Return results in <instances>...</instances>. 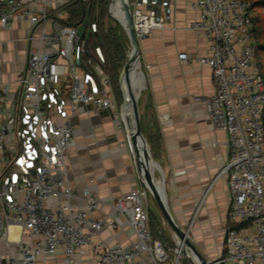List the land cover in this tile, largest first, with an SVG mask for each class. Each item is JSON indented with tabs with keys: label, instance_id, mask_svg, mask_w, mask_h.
Instances as JSON below:
<instances>
[{
	"label": "built area",
	"instance_id": "obj_1",
	"mask_svg": "<svg viewBox=\"0 0 264 264\" xmlns=\"http://www.w3.org/2000/svg\"><path fill=\"white\" fill-rule=\"evenodd\" d=\"M69 1L0 0V27L21 16L29 21L26 41L38 42L29 47L12 99L7 85L0 89V240L9 249L0 251V264H36L59 251L65 264H73L88 246L94 262L79 264H139L145 252L156 264L164 263L169 254L147 224L146 188L114 198L112 216L96 215L100 200L89 188L82 191L80 208L71 204L65 156L74 141L72 119L80 105L97 112L116 104L104 55L89 41L98 31L99 10L95 7L92 21L65 24L62 7ZM125 1L137 39L163 25L170 3ZM113 7L123 16L119 0ZM191 7L198 17L189 27L206 40L207 53L176 55L210 68L214 92L194 100L203 105L212 128L227 133L229 151L222 169L229 195L225 254L214 264H264V80L256 64L251 3L194 0ZM123 222L135 237L129 245L91 244L92 235L118 231ZM13 225L32 240L19 239L10 247Z\"/></svg>",
	"mask_w": 264,
	"mask_h": 264
},
{
	"label": "crops",
	"instance_id": "obj_2",
	"mask_svg": "<svg viewBox=\"0 0 264 264\" xmlns=\"http://www.w3.org/2000/svg\"><path fill=\"white\" fill-rule=\"evenodd\" d=\"M193 1L170 0L163 25L138 38L145 84L134 98L131 113L157 164L156 181L164 190L176 223L188 231L206 259L216 261L225 254L229 195L227 175L222 169L227 164L229 151L227 133L213 129L203 105L194 100L197 96L213 94L210 68L192 60L182 62L176 55L180 52L199 56L207 53L206 40L189 27L198 17V12L191 7ZM48 12L50 15L56 13ZM45 28L51 30L50 21L45 23ZM28 29L29 21L21 16H16L7 28L0 27V48L11 46L18 55L13 64H8L3 62L0 52V89L7 85L11 99L29 47L38 45L36 39L30 43L26 41ZM36 33L40 34V28ZM130 56L131 51L127 49V59ZM129 68L131 76L132 63ZM114 100L116 109L97 112L91 105H80L72 119L74 141L65 156V179L74 195L71 204L80 208L82 191L89 188L100 200L98 216L114 214V198L133 189H145L138 165L130 157L134 149L119 111L122 101L115 95ZM51 202L56 203V199ZM146 205L150 214L148 228L161 239L170 232V225L148 191ZM12 227L16 230L13 239L10 237ZM167 236L179 246L173 233ZM8 239L12 248L19 239L32 240L18 226L9 228ZM134 240L124 222L118 231L105 229L91 236V244L117 242L126 246ZM0 251L9 252L5 240H0ZM75 258L73 264L93 263L95 255L88 246L85 254ZM36 264H65L63 253L59 251L46 260L39 259ZM139 264L156 263L151 254L145 252ZM160 264H172V259Z\"/></svg>",
	"mask_w": 264,
	"mask_h": 264
},
{
	"label": "water",
	"instance_id": "obj_3",
	"mask_svg": "<svg viewBox=\"0 0 264 264\" xmlns=\"http://www.w3.org/2000/svg\"><path fill=\"white\" fill-rule=\"evenodd\" d=\"M119 1L122 5L123 16H121L120 13L117 11V9L113 7V0L108 1L110 3L109 7L115 21L118 23V25L125 33L131 51V56L127 59L126 63L122 67L123 69H121V72L119 74L118 82L123 91L122 94L123 101L119 106V111L123 123L129 133L130 143L132 148L134 149L133 156L136 165H138L137 168L142 183L147 189L148 193L152 196V198H154L162 215L164 216L170 227L173 229V232H175L176 236L178 237V241H179L178 252H183L191 264H214V261H210L206 259L203 253L192 242V240L188 236V231L186 229H183L176 223L174 217L172 216V212L168 205L163 188L160 185H158L157 181L154 179V173H151L149 168L147 167V163L149 161L152 162L154 167H156L157 164L153 160L150 154L149 145L146 139L144 138L142 133H140L138 124L134 119V117L132 116L131 109L134 103V97L132 95L131 88L127 84L124 90V84H123V78L126 72L128 71L130 63L132 64L138 63V68L142 75V85L145 84V71L143 70L144 66L140 58L138 39L132 27V21H130L131 15L129 8L125 0H119ZM127 110H129V115L127 119H125V114Z\"/></svg>",
	"mask_w": 264,
	"mask_h": 264
},
{
	"label": "trees",
	"instance_id": "obj_4",
	"mask_svg": "<svg viewBox=\"0 0 264 264\" xmlns=\"http://www.w3.org/2000/svg\"><path fill=\"white\" fill-rule=\"evenodd\" d=\"M251 3L250 10L253 12V36L256 40L257 38V25H258V15H256L255 10L259 9L260 7H264V0H248ZM72 3H79L80 4V19L76 23H69L68 19L62 20L65 24H72V25H78L79 22L82 23L85 20L92 21L94 17V9L95 7L99 10V16L97 18L98 20V31L96 34H93L89 37V41L92 40L93 46H98L100 50L102 51V54L105 58V63L103 65L105 72L109 75L110 81L112 85L117 84V78L120 69H122V66L124 65L126 59H127V49H128V40L121 29V27L118 25V23H114L112 26L104 27L103 18L105 15V9H106V0H70L69 3H67L65 6H69ZM88 11V13H87ZM91 42V41H90ZM263 51L264 52V43L257 44L256 41V50H255V56H256V64L258 68L260 69V72L262 74L263 80H264V63L261 62L257 57V52ZM130 69V68H129ZM130 72L129 70L126 72L124 76V90L126 88L127 81L129 79ZM133 82V79H132ZM110 84V85H111ZM262 120L264 121V113ZM264 125V122H263ZM149 219V216H148ZM151 237L153 239H157L154 235V233L150 232ZM153 234V236H152ZM163 240V238H161Z\"/></svg>",
	"mask_w": 264,
	"mask_h": 264
},
{
	"label": "rangeland",
	"instance_id": "obj_5",
	"mask_svg": "<svg viewBox=\"0 0 264 264\" xmlns=\"http://www.w3.org/2000/svg\"><path fill=\"white\" fill-rule=\"evenodd\" d=\"M107 4H106V9H105V15H104V18H103L104 27L112 26V25H114V23H117L115 21L114 17L112 16V13H111L110 9H108ZM62 11L64 12L63 13V19L64 20L68 19L69 23H76L80 19L79 18L80 17V4L79 3H72L69 6L62 7ZM255 13H256V15H258V25H257L258 31H257V38H256V40L254 38V40H255V44H256V41H257V44L259 45V43H264V7H260L259 9H256ZM19 36L21 37V35H19ZM90 41H91L90 43L93 45L92 40H90ZM10 47L11 46L7 47V45H4L2 48H0L1 49L0 52L2 54L3 62L8 63V64H10V63L13 64V62L17 60L18 55H17V52H14V50H12L13 48H10ZM129 50H130V47H129V44H128V51ZM257 56H258L257 58L261 62L264 63V52L263 51H258L257 52ZM125 63H126V61H125ZM263 71H264V69H263ZM120 72H121V69L119 71V74H120ZM119 74H118V78H117V84H115V85L111 84V86H112L113 94L121 102V101H123L122 100L123 91H122V88H121V86H120V84L118 82ZM128 81H129V79H128ZM128 81H127V83H128ZM123 84H124V80H123ZM128 135H129V133H128ZM150 154H151V152H150ZM130 157H131L132 160H134L133 153H131ZM154 179L155 180L157 179L156 168H155V171H154ZM168 229H169V231L171 233H173L176 236L175 232H173V229L171 227L168 226ZM170 232H168V233H170ZM168 233H166L165 235H162L163 240L159 239V242L167 250V252L169 254V258L172 259V261H174V259L178 258V264H191L183 252H179V253L175 252V249L178 251V245L176 243L170 242L168 240V236H167ZM152 236H153V234H152Z\"/></svg>",
	"mask_w": 264,
	"mask_h": 264
},
{
	"label": "bare ground",
	"instance_id": "obj_6",
	"mask_svg": "<svg viewBox=\"0 0 264 264\" xmlns=\"http://www.w3.org/2000/svg\"><path fill=\"white\" fill-rule=\"evenodd\" d=\"M122 14H123V12H122ZM135 73H137V74L135 75ZM134 75H135V79L132 82ZM127 84L131 88L133 97L136 98L138 91L142 88V75H141V72L138 68V63L132 64L131 76H130V79H129ZM128 115H129V110L126 111L125 119H127ZM147 167L149 168L151 173H154V170L156 167H154L152 162L149 161L147 163ZM13 226H15V225H13ZM14 229H16V228H14ZM10 237L12 239L16 237V230H13V227L10 230Z\"/></svg>",
	"mask_w": 264,
	"mask_h": 264
}]
</instances>
